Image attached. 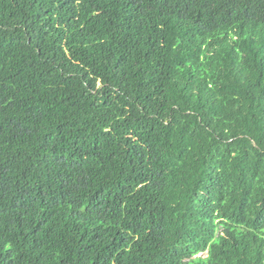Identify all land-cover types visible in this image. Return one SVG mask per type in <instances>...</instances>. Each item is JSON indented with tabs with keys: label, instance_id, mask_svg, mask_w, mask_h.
Segmentation results:
<instances>
[{
	"label": "trees",
	"instance_id": "obj_1",
	"mask_svg": "<svg viewBox=\"0 0 264 264\" xmlns=\"http://www.w3.org/2000/svg\"><path fill=\"white\" fill-rule=\"evenodd\" d=\"M0 264H264V0H0Z\"/></svg>",
	"mask_w": 264,
	"mask_h": 264
},
{
	"label": "rangeland",
	"instance_id": "obj_2",
	"mask_svg": "<svg viewBox=\"0 0 264 264\" xmlns=\"http://www.w3.org/2000/svg\"><path fill=\"white\" fill-rule=\"evenodd\" d=\"M205 254V253H204Z\"/></svg>",
	"mask_w": 264,
	"mask_h": 264
}]
</instances>
